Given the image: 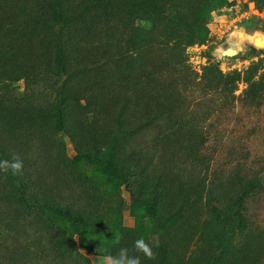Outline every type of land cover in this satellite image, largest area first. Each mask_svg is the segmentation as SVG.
<instances>
[{
  "label": "rangeland",
  "instance_id": "374dc122",
  "mask_svg": "<svg viewBox=\"0 0 264 264\" xmlns=\"http://www.w3.org/2000/svg\"><path fill=\"white\" fill-rule=\"evenodd\" d=\"M24 9L67 24L60 27L64 43H73L69 68L87 69L47 72L48 64L59 69L45 26L8 31ZM257 39L264 41V4L256 0H0V145L23 161L29 194L80 212L49 211L59 234L26 195L12 199L0 173V264H95L98 248L115 255L121 247L141 264H264V46ZM13 65L28 76L9 80L4 72ZM70 93L85 99L71 102ZM126 98L128 125L152 124L114 139ZM54 106L52 122L32 118ZM124 155L140 157L171 191L127 168ZM249 179L255 190L238 192L244 199L227 214L229 198ZM138 238L155 259L135 251Z\"/></svg>",
  "mask_w": 264,
  "mask_h": 264
},
{
  "label": "trees",
  "instance_id": "16d2710c",
  "mask_svg": "<svg viewBox=\"0 0 264 264\" xmlns=\"http://www.w3.org/2000/svg\"><path fill=\"white\" fill-rule=\"evenodd\" d=\"M259 3L264 4V0H256ZM216 3V1H215ZM214 3V4H215ZM214 4H210L209 6H213ZM206 5V4H205ZM205 7V6H204ZM215 6H213L212 9H214ZM177 8V6L169 5L167 11H171L173 9ZM210 9V8H209ZM211 9V10H212ZM22 20L20 23L17 24H10L8 27H11L8 29L9 30H14V29H25L30 27L32 28H39V27H44L47 31V39L48 42L50 43V46L53 47V57H52V63L53 66L55 65L56 68L59 70L58 73L54 72L52 68L49 67V64L44 68L46 69L47 72L53 73V74H58V75H69L72 72L75 71H81L83 69H87L86 65L83 66H75V69H70L69 66L72 65V59L73 57L70 55L69 49L72 48L73 43L71 41H68L64 43V36L62 33V28L60 25L68 26L67 24H61V23H48L46 21H42L41 19H36L34 16H31V12H29L27 9H24V15L21 17ZM7 27V28H8ZM69 27V26H68ZM40 29V28H39ZM11 39L6 41L5 43H9ZM7 51H10V49H7ZM120 56L122 54H119ZM47 56V53H43L42 57L45 58ZM112 57V56H111ZM114 59V58H113ZM108 60L112 61V58H109ZM41 62L44 63L43 59H41ZM102 64H106L104 61ZM43 65V64H42ZM16 67V69H12L10 71L4 72L5 77H7L9 80H14L20 77H27L28 76V70L25 68H21L19 65H13ZM34 71V70H33ZM6 73V74H5ZM33 73H36L35 71ZM33 75V74H30ZM71 102H74L76 100H81L85 99L84 98H77L75 94L70 93L67 96ZM129 98H126L124 100V103L120 106L117 115L114 118V128L116 130L114 139L116 135H121V136H135L139 134L141 131L144 129L148 128L152 124V118L151 119H145L143 121H139L133 125H128L125 119V114L127 111V108L129 106ZM58 113L57 107L54 106L51 110H46L45 108H38L35 113L32 115V118H37V121H44V120H49L52 122V120L55 118ZM93 113V112H92ZM67 128L71 131V127L67 126ZM73 135V133H72ZM78 151L82 154H85L86 150L83 149H78ZM130 156H132L130 152ZM0 159L3 160H11L12 156L7 152V150L0 145ZM124 162H127L126 166L127 168H131L135 171H145V177L147 179V182L149 184L153 185H158L161 186L162 188H165L167 192L171 191L170 183L166 179H163L160 175H156L154 173V170H148L147 165L142 164V160L140 157L135 158L133 160H129V157L124 155L123 156ZM7 184L9 185L11 189V194H12V199L16 202H20L21 198H23V195H26L27 198L30 199L31 203L36 205L37 208L42 210V213L40 216H44V220L47 223V227L49 229L55 230L58 232L60 231V228L57 226V220L54 219L49 211L51 210H62L66 211L69 210L70 215L77 216L80 214V212L76 210H72V208L66 206V204L62 201L57 200L55 197H47V196H38L36 194H29L27 192V183L25 182L24 178L22 175L18 176H13L11 174H5L3 172H0ZM258 185L256 183V180L249 179L247 181H241L238 184L237 192H233L234 196L229 198V201H231L230 205L231 207L225 209V212L229 215H232L233 209L232 206H239L240 203L243 201V196H240L238 192H240L243 188L247 187L248 190H255V186ZM179 188H182V184L180 183ZM188 188V187H187ZM260 186H258V189ZM261 189L263 190L264 187L261 186ZM173 194L177 196L178 190H172ZM244 192V191H243ZM247 191L245 190L244 194ZM227 206L223 207L226 208ZM65 208V209H64ZM69 215V216H70ZM237 220V218H236ZM239 220V219H238ZM241 222V221H240ZM59 233V232H58ZM60 234V233H59ZM58 237V236H57ZM60 238V237H58Z\"/></svg>",
  "mask_w": 264,
  "mask_h": 264
},
{
  "label": "clouds",
  "instance_id": "9594fccd",
  "mask_svg": "<svg viewBox=\"0 0 264 264\" xmlns=\"http://www.w3.org/2000/svg\"><path fill=\"white\" fill-rule=\"evenodd\" d=\"M0 172L18 176L23 173V161L13 156L11 160L0 159ZM76 237H73L75 239ZM115 240H119V236H114ZM134 249L136 252L141 253L144 258L148 260L155 259V253L148 242L143 238H138L134 241ZM98 255L95 258V264H141L139 255H130L129 249L125 247L119 248L115 255L106 252H100L97 249Z\"/></svg>",
  "mask_w": 264,
  "mask_h": 264
},
{
  "label": "bare ground",
  "instance_id": "6f19581e",
  "mask_svg": "<svg viewBox=\"0 0 264 264\" xmlns=\"http://www.w3.org/2000/svg\"><path fill=\"white\" fill-rule=\"evenodd\" d=\"M256 43H257V45L260 46V47H263V46H264V41H263L262 39H257V40H256Z\"/></svg>",
  "mask_w": 264,
  "mask_h": 264
}]
</instances>
